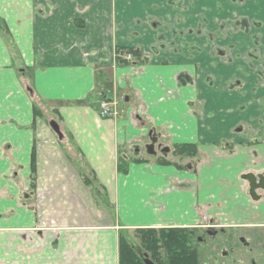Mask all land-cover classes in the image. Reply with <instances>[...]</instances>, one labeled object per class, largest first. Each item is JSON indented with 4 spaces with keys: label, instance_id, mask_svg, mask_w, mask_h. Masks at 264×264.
I'll return each instance as SVG.
<instances>
[{
    "label": "crops",
    "instance_id": "1",
    "mask_svg": "<svg viewBox=\"0 0 264 264\" xmlns=\"http://www.w3.org/2000/svg\"><path fill=\"white\" fill-rule=\"evenodd\" d=\"M111 87L142 116L102 118ZM150 131L200 159L145 156ZM263 173L264 0H0V264H119L124 230L264 242V189L245 179Z\"/></svg>",
    "mask_w": 264,
    "mask_h": 264
},
{
    "label": "trees",
    "instance_id": "2",
    "mask_svg": "<svg viewBox=\"0 0 264 264\" xmlns=\"http://www.w3.org/2000/svg\"><path fill=\"white\" fill-rule=\"evenodd\" d=\"M127 52L133 53L138 59H142V51L140 49H125L119 47L117 49L118 63L124 62L118 55ZM142 60L145 62V59ZM175 152L184 157L193 158L199 155L197 145L195 144L176 145ZM123 165L122 163L119 164V170L121 172H126L127 165ZM136 232L140 234L141 242L139 244L133 241L128 230L120 232L118 241L119 264H145V254H147L155 264H200L198 249L193 246V229L148 228L136 229Z\"/></svg>",
    "mask_w": 264,
    "mask_h": 264
},
{
    "label": "rangeland",
    "instance_id": "3",
    "mask_svg": "<svg viewBox=\"0 0 264 264\" xmlns=\"http://www.w3.org/2000/svg\"><path fill=\"white\" fill-rule=\"evenodd\" d=\"M224 32L227 33L228 31L225 30ZM109 91L110 93H114L113 97L119 104V107L122 111L121 116L125 114L130 119H132V114L136 111L141 110V104L137 103L133 107L134 112L131 113L128 110V107L124 108V105L127 106V104L124 103L122 95L116 92V90L113 87H111ZM121 116H119L118 118L120 119ZM164 144L165 143H163V145ZM142 145H143L142 154L148 157V155L146 154V147H144L145 144L142 143ZM122 151L128 152L133 159L131 145L130 147ZM119 157L121 159V156ZM167 157L170 160L166 162H176L182 165L188 162L192 163L193 161H197L198 159H200V156L192 158V157H184L178 155L175 152V146L173 145L171 146V153H169ZM179 157H181L183 160L180 159ZM126 165H128V163H126ZM88 179L90 180L89 177ZM91 187L92 189H95L94 191H96L98 198L99 196L100 198L104 197V191L102 190L101 186H99L97 183H92ZM225 230L226 232H220L216 238L206 237L205 239L206 242L204 239L201 238L198 239L199 240L198 255H199L200 264H264V251L262 249V247H264V242H261L259 240L257 234L259 231L256 230L250 231L249 229H232V228ZM128 232L133 238L134 242L138 244L141 242L139 232H136V230H131V231L128 230ZM196 234H201L203 237H205L203 235L204 232L202 230H198V231L196 230ZM239 237H244L246 241H242L241 239H239ZM251 259L254 260L255 263H251L250 262Z\"/></svg>",
    "mask_w": 264,
    "mask_h": 264
},
{
    "label": "flooded vegetation",
    "instance_id": "4",
    "mask_svg": "<svg viewBox=\"0 0 264 264\" xmlns=\"http://www.w3.org/2000/svg\"><path fill=\"white\" fill-rule=\"evenodd\" d=\"M227 25H232L233 28H232V26H227ZM230 27L232 28V32H235V30H237V29L238 30H244L245 29V31H247V28L250 27V23L247 21L246 18H239L237 20H234L233 23L231 22V23H227V24L223 25V29L222 30H224L225 28H230ZM153 136H156L158 138V141H157V143L155 144V147H154V152L156 154L148 153V149H146V153L150 157H156L157 160H159V161L161 160L162 161L163 158H166V156H168V154L171 153V147H169L167 145H163L161 142H159V136L154 131H152V134L149 133V140ZM166 148L169 149L168 152H166ZM250 175H254V177L257 180V183L259 182L260 177H264V173L262 175H259V176H256L255 174H250ZM248 176H246L245 179H247L249 181L248 182L249 185H251L250 180L248 179ZM257 189H264V188H257ZM257 189H255V193H254V195H252L254 198H257V196H256V190ZM250 192H251V186H250ZM193 231H194L192 233V237L194 239L193 246L197 247V249H198V241H199L198 239L199 238L204 239V240L206 239V237L216 238L219 235L220 232H226V230L223 229V228H216L214 226H208V227H206V228H204L202 230L204 232L203 235L205 236V237H203L201 234H196V230L193 229ZM239 239H242V237H239ZM196 242H197V244H196ZM205 242H206V240H205ZM250 262L251 263H255L254 260H252V259L250 260Z\"/></svg>",
    "mask_w": 264,
    "mask_h": 264
},
{
    "label": "water",
    "instance_id": "5",
    "mask_svg": "<svg viewBox=\"0 0 264 264\" xmlns=\"http://www.w3.org/2000/svg\"><path fill=\"white\" fill-rule=\"evenodd\" d=\"M51 126H52V128L54 129V131H55L57 134L61 135V132H60L59 126H58L56 123L52 122V123H51ZM150 134H152V132H150ZM157 141H158V138H157L156 136L151 137V144L147 146L148 153H150V154H156V153L154 152V147H155V144L157 143ZM168 151H169V149L166 148V152H168ZM248 179L250 180V183H251V185H250V186H251V195H254V193H255V189H257V188H264V177H260V180H259L258 183H257V180H256V178L254 177V175H249V176H248ZM144 263H145V264H155V263H154V262L148 257L147 254L144 255Z\"/></svg>",
    "mask_w": 264,
    "mask_h": 264
},
{
    "label": "built area",
    "instance_id": "6",
    "mask_svg": "<svg viewBox=\"0 0 264 264\" xmlns=\"http://www.w3.org/2000/svg\"><path fill=\"white\" fill-rule=\"evenodd\" d=\"M127 58L130 59L131 56H128ZM100 109L103 117H117L119 114L118 103L116 101L103 102Z\"/></svg>",
    "mask_w": 264,
    "mask_h": 264
}]
</instances>
